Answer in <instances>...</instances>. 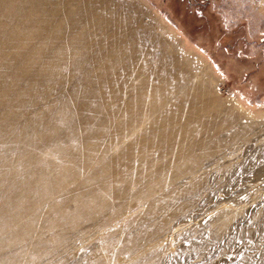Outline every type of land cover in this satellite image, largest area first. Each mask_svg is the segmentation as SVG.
Masks as SVG:
<instances>
[{"label":"rangeland","instance_id":"rangeland-1","mask_svg":"<svg viewBox=\"0 0 264 264\" xmlns=\"http://www.w3.org/2000/svg\"><path fill=\"white\" fill-rule=\"evenodd\" d=\"M11 1L0 260L264 264V0Z\"/></svg>","mask_w":264,"mask_h":264},{"label":"bare ground","instance_id":"bare-ground-1","mask_svg":"<svg viewBox=\"0 0 264 264\" xmlns=\"http://www.w3.org/2000/svg\"><path fill=\"white\" fill-rule=\"evenodd\" d=\"M68 1V0H67ZM74 1H78V4H84L83 2H84V0H74ZM6 3H7V7L8 6H10V5H12V1L11 0H6ZM30 4H32L31 2H30ZM34 9V7L31 5L30 6V11H32ZM63 8H55V9H52V13H54V14H56V13H58L59 11H63V12H67L68 11V9L67 10H62ZM9 10V9H8ZM0 11H2L1 13H3V12H6V10L4 11V7H3V5L2 6H0ZM76 11V10H75ZM8 12V11H7ZM69 13H74V10H70L69 11ZM27 29H30V27H26ZM222 105V104H221ZM223 108H225L226 109V107L225 106H223ZM229 109H226V111H228ZM35 128V127H34ZM35 136H34V138H30L29 140H28V142H33L34 143V146H30V147H28L29 148V150H27L32 156H33V158L35 159V157H37V155L38 154H41L43 151V145L44 144H47V143H49L50 144V142H51V140L50 139H48V138H46L45 136H42L41 135V129L40 128H38L36 131H35V134H34ZM25 142H27V141H25ZM71 157L73 156L75 159H78V158H76L77 157V155H76V152H74V153H71V155H70ZM49 162V161H48ZM177 168H180V167H177ZM37 170H39V171H41L42 173H44V174H51L52 172H54L55 171V169H53V167H52V164H50V163H48V164H45V165H40V166H38L37 167ZM95 194H90V198H89V200L87 201V203H86V206H84L83 208H86V207H88V208H90V207H94V208H97V209H101V208H103L105 205V199L103 198V197H95L94 196ZM50 209L52 208V205H50V207H49ZM83 210V209H82ZM81 210V211H82ZM40 242V241H39ZM39 242H36L37 244L36 245H39ZM15 242H10L8 245H7V248H9V246H12L13 244H14ZM10 259H9V257H3V259L2 260H0V264H5V263H7L8 261H9Z\"/></svg>","mask_w":264,"mask_h":264}]
</instances>
